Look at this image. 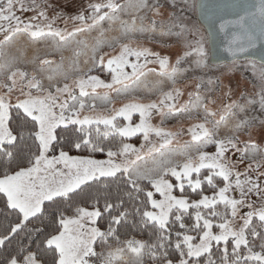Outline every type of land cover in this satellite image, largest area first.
I'll list each match as a JSON object with an SVG mask.
<instances>
[{"label": "snow or ice", "instance_id": "1", "mask_svg": "<svg viewBox=\"0 0 264 264\" xmlns=\"http://www.w3.org/2000/svg\"><path fill=\"white\" fill-rule=\"evenodd\" d=\"M179 2L0 0V264H264V71L243 103L181 87L208 51Z\"/></svg>", "mask_w": 264, "mask_h": 264}, {"label": "rangeland", "instance_id": "2", "mask_svg": "<svg viewBox=\"0 0 264 264\" xmlns=\"http://www.w3.org/2000/svg\"><path fill=\"white\" fill-rule=\"evenodd\" d=\"M55 2L59 5V7L68 15H75L77 12L83 10L86 7L88 0H55ZM172 0H169L171 4ZM192 0L189 3V6H185L184 0H180L179 9L180 15L184 19L185 23L189 28L195 26V28L199 29L200 34L203 36L205 41V48L208 51V59H207V67L202 69H195L193 64V69L187 74L185 80L182 81L181 87H187L188 91L194 90L195 84L199 82L201 84V90L204 93L214 94L215 97L219 101H226L228 99V94L231 95V99L237 100L240 103H243L245 100L250 98H259L260 93V73L264 71V65L260 62H257L253 59H244V60H235V61H227L222 63H214L210 57V44L209 38L206 32L205 27L199 22L197 17V3L198 0H195V7L191 6ZM171 9H169L170 11ZM167 15V14H166ZM166 18V17H165ZM61 26H63L61 24ZM71 27V23L69 24ZM96 32H93L89 37L91 42L92 37L97 36ZM108 37L116 35L114 32H110L106 34ZM141 43L146 44L149 47H152L154 50L161 51L162 54H167L169 52L177 51V47L175 44V39L169 41L166 46H162L161 44L152 43L149 41L141 40ZM37 48L40 49V54L43 56L45 53H52L51 47L45 48L41 45H37ZM34 54V49H29L26 53L28 57H31ZM53 57L59 61L60 53H52ZM72 55H69V58ZM82 58V57H81ZM175 57L173 56V61ZM194 59V58H193ZM68 61V60H67ZM150 67H157L156 65H150ZM155 79L154 76H150L149 80ZM211 81V83H209ZM45 83L47 81L45 80ZM148 97L145 96V99ZM183 99H187V95L183 97ZM123 100H117L116 104L119 106L122 104ZM216 107V105H213ZM254 114L260 118H264V113H261L259 110V106H256V110ZM134 120L138 122V114L134 116ZM153 123L155 125H160L159 117H154ZM190 124L187 120L177 121L175 119L168 120L163 126L177 130L181 127H188ZM189 139L187 135H184L180 138L181 143L184 140ZM142 141V137L138 139L137 137H132L128 139L126 142L133 143L137 147H139L140 142ZM66 151H70L68 147H65ZM208 150H212L211 146ZM58 154V153H57ZM71 155H84L78 153L77 151H70ZM97 158H107L105 154H97ZM246 211V209L244 210Z\"/></svg>", "mask_w": 264, "mask_h": 264}, {"label": "water", "instance_id": "3", "mask_svg": "<svg viewBox=\"0 0 264 264\" xmlns=\"http://www.w3.org/2000/svg\"><path fill=\"white\" fill-rule=\"evenodd\" d=\"M262 6L264 0H198V20L209 34L214 63L253 59L264 65ZM241 16L246 17L244 28L236 23H228L237 21ZM221 24H225V27L221 28ZM246 29L254 34L253 44L247 47L246 52H238L233 56L228 49L234 47L233 41L237 36H242Z\"/></svg>", "mask_w": 264, "mask_h": 264}, {"label": "trees", "instance_id": "4", "mask_svg": "<svg viewBox=\"0 0 264 264\" xmlns=\"http://www.w3.org/2000/svg\"><path fill=\"white\" fill-rule=\"evenodd\" d=\"M184 2H185V0H184ZM191 2V0H188V5H189V3ZM179 13H180V11H179ZM197 13H198V8H197ZM207 32V31H206ZM207 35H208V38H209V44H210V57H211V60H212V46H211V42H210V37H209V34H208V32H207ZM63 55H64V57L66 58V60H65V65L67 66V64H68V61H67V58H69V55H73V51H72V49L71 48H69V49H66L64 52H63ZM81 60H83V57L81 58ZM213 62V61H212ZM105 143H107V141H105ZM69 149V148H68ZM70 150V149H69ZM70 151H77L78 153H81V154H84V155H86L87 153L86 152H81V151H78V150H74V149H72V150H70ZM193 198H195L194 196H193Z\"/></svg>", "mask_w": 264, "mask_h": 264}]
</instances>
